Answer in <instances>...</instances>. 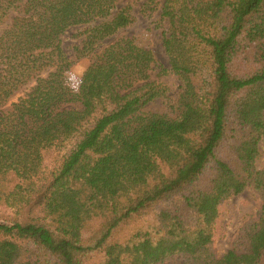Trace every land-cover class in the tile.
<instances>
[{
  "label": "trees",
  "instance_id": "trees-1",
  "mask_svg": "<svg viewBox=\"0 0 264 264\" xmlns=\"http://www.w3.org/2000/svg\"><path fill=\"white\" fill-rule=\"evenodd\" d=\"M122 0H0V264H264V201L231 248L222 204L264 191V0H145L180 84L151 79ZM162 99L160 111L148 106Z\"/></svg>",
  "mask_w": 264,
  "mask_h": 264
},
{
  "label": "rangeland",
  "instance_id": "rangeland-1",
  "mask_svg": "<svg viewBox=\"0 0 264 264\" xmlns=\"http://www.w3.org/2000/svg\"><path fill=\"white\" fill-rule=\"evenodd\" d=\"M144 2L145 0H122L120 6L130 5L132 7L135 18L134 24L106 40L83 57L78 58V51L83 42L81 33L86 29V26H73L65 31L61 36V42L67 57L73 61L66 73L69 85L73 90L78 89L84 71L105 46L120 38H132L153 55L155 63L150 72L151 79L163 88L166 97L176 95L180 82L171 72L162 48V35L167 28L166 22L159 19L158 11H145ZM162 102V99L155 100L148 106V109L160 111ZM263 166L264 144L260 147V156L256 164L258 169ZM263 201L264 191L255 190L249 186L242 193L230 197L222 204L217 221L216 235L212 244L217 256L223 255L231 248V244L242 226L255 220Z\"/></svg>",
  "mask_w": 264,
  "mask_h": 264
}]
</instances>
